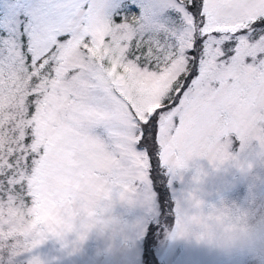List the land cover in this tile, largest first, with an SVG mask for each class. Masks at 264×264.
Returning a JSON list of instances; mask_svg holds the SVG:
<instances>
[{
    "label": "snow or ice",
    "instance_id": "obj_1",
    "mask_svg": "<svg viewBox=\"0 0 264 264\" xmlns=\"http://www.w3.org/2000/svg\"><path fill=\"white\" fill-rule=\"evenodd\" d=\"M253 142L264 157V0H0V264L108 228L117 200L162 213L158 168L218 169Z\"/></svg>",
    "mask_w": 264,
    "mask_h": 264
},
{
    "label": "rangeland",
    "instance_id": "obj_2",
    "mask_svg": "<svg viewBox=\"0 0 264 264\" xmlns=\"http://www.w3.org/2000/svg\"><path fill=\"white\" fill-rule=\"evenodd\" d=\"M253 142L246 153L233 148L238 161L213 168L204 158H194L187 168L171 175L169 184L176 208L179 205L192 214L185 238H170L166 232L158 256L164 264H242L238 258H225L221 251H248L264 247V231L254 221L248 202L255 197L264 202V157ZM247 163L253 165L247 170ZM245 167L241 171L236 165ZM201 209H191L195 201ZM211 206V207H210ZM159 213L149 216L140 204L116 201L109 215L116 223L108 228H94L83 241L69 234L63 242L50 237L30 253L18 258L17 264H28L37 257L41 264H143L142 243L151 221L158 222Z\"/></svg>",
    "mask_w": 264,
    "mask_h": 264
},
{
    "label": "trees",
    "instance_id": "obj_3",
    "mask_svg": "<svg viewBox=\"0 0 264 264\" xmlns=\"http://www.w3.org/2000/svg\"><path fill=\"white\" fill-rule=\"evenodd\" d=\"M153 188L157 201L163 199V212L159 213L158 222L151 221L143 240V264H164L158 256V249L164 243L166 232L174 230L176 221V203L170 190V174L165 168H158Z\"/></svg>",
    "mask_w": 264,
    "mask_h": 264
}]
</instances>
